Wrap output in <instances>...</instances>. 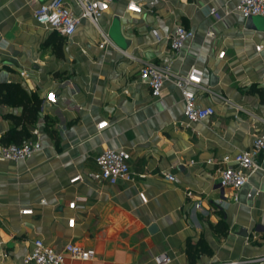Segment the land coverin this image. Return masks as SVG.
I'll list each match as a JSON object with an SVG mask.
<instances>
[{"label": "crops", "instance_id": "obj_1", "mask_svg": "<svg viewBox=\"0 0 264 264\" xmlns=\"http://www.w3.org/2000/svg\"><path fill=\"white\" fill-rule=\"evenodd\" d=\"M45 1L0 0V86L17 91L0 92V146L13 143L12 132L40 144L27 160L0 161V264H21L34 240L94 253L63 264H155L162 254L170 264H264V153L236 202L218 186L221 157L249 149L264 129V18L247 25L237 0H144L139 13L125 9L136 0H114L98 20L113 47L100 49L87 20L69 37L36 25L33 11ZM210 8L227 15L215 20ZM176 25L192 37L174 53ZM143 63L178 76L194 70V106L213 115L187 122L170 81L150 97L138 79ZM25 102L39 104L29 124ZM104 150L129 154L127 180L68 183L95 171Z\"/></svg>", "mask_w": 264, "mask_h": 264}, {"label": "built area", "instance_id": "obj_2", "mask_svg": "<svg viewBox=\"0 0 264 264\" xmlns=\"http://www.w3.org/2000/svg\"><path fill=\"white\" fill-rule=\"evenodd\" d=\"M77 8V13L72 11L63 0H47L40 4L32 14L33 20L45 31L53 32L61 37H69L75 31L80 20H87L99 33L100 42L98 48L105 46L113 47L107 35L101 32L98 26V20L108 9L110 3L114 0H72ZM144 0L129 1L126 4V11L139 13ZM234 11L242 18L249 17L264 18V0H237ZM208 15L215 20H220L227 15L223 12L221 15L213 8L208 10ZM192 37V33L185 30L182 26L176 25L173 32L168 37L169 49L177 53L184 43ZM259 51V47H255ZM223 56V52L218 54V58ZM197 74L190 70L186 76L174 75L170 72L168 66H158L149 63L141 64L138 70V79L148 89L152 98H159L163 83L170 81L172 85L180 92L183 103V116L187 122L197 123L213 115L210 107L197 108L194 106V95L190 89L199 88L195 79ZM48 101H53V96L46 97ZM236 110L241 111L240 108ZM107 126V122H100L95 126L97 132ZM36 135V131L32 132ZM40 148L36 140L25 139L19 144H7L0 146V161H24ZM264 153V129L262 133L252 140L249 149L236 152L232 155H224L218 161L220 169L218 170V186L221 190H230L231 198L237 201L236 192L245 184L248 173L259 170L257 157ZM128 160L129 154L123 150H104L93 159L96 167L95 171L87 172L84 176H75L69 180V184L80 182L84 178L96 184L114 185L118 181L128 178ZM164 179L173 181L170 174H163ZM190 197L189 192L186 193ZM141 202H145L142 194L138 195ZM74 201L67 204L68 209H73ZM198 201L193 202L194 208H199ZM31 210H21V215H31ZM73 219L67 221V226L71 228ZM94 258L91 250H86L78 245L68 244L61 252L53 250L51 247L43 244L41 240H34L29 253L21 260V264H63L66 259L74 261H88ZM261 260H264L261 259ZM257 260V261H261ZM155 264H170V259L165 254L157 256Z\"/></svg>", "mask_w": 264, "mask_h": 264}, {"label": "trees", "instance_id": "obj_3", "mask_svg": "<svg viewBox=\"0 0 264 264\" xmlns=\"http://www.w3.org/2000/svg\"><path fill=\"white\" fill-rule=\"evenodd\" d=\"M5 90L6 93L13 95L16 91L15 88L12 86H0V92ZM0 101L4 102L5 99L3 98V95L1 96ZM28 102L23 103V113H22V122L23 123H31L35 113L38 110L39 104L38 102H33L30 106L27 104ZM7 136V135H6ZM13 139L12 144H19L21 141L27 139V134L22 132H12V134L8 135Z\"/></svg>", "mask_w": 264, "mask_h": 264}, {"label": "water", "instance_id": "obj_4", "mask_svg": "<svg viewBox=\"0 0 264 264\" xmlns=\"http://www.w3.org/2000/svg\"><path fill=\"white\" fill-rule=\"evenodd\" d=\"M254 20L253 17H249L246 19V22H247V25L251 26V27H254L253 24H252V21ZM150 230H153V228H151Z\"/></svg>", "mask_w": 264, "mask_h": 264}]
</instances>
